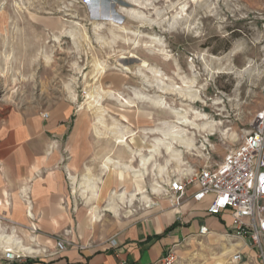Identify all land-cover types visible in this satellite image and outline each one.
<instances>
[{"label": "rangeland", "instance_id": "rangeland-1", "mask_svg": "<svg viewBox=\"0 0 264 264\" xmlns=\"http://www.w3.org/2000/svg\"><path fill=\"white\" fill-rule=\"evenodd\" d=\"M116 80L124 85H109ZM97 88L114 94L97 96L99 105L120 93L133 100L124 109L149 111L152 138L162 136L155 127L182 125L190 149L170 137L169 149L158 148L169 153L171 175L220 162L264 104V0H0V116L49 114L72 97L95 111L87 93ZM252 250L251 264H263ZM221 253L197 238L171 264H218Z\"/></svg>", "mask_w": 264, "mask_h": 264}, {"label": "crops", "instance_id": "crops-1", "mask_svg": "<svg viewBox=\"0 0 264 264\" xmlns=\"http://www.w3.org/2000/svg\"><path fill=\"white\" fill-rule=\"evenodd\" d=\"M115 98L100 103L102 113L77 109L75 97L47 118L38 110L1 113L0 262L12 250L28 256L10 264H161L200 238L222 248L219 264L236 251L253 263L248 240L226 235L229 213L207 211L210 196L195 201L189 187L178 206L162 197L186 168L171 175L168 151H154L150 112ZM202 226L207 233L198 235ZM54 236L84 247L56 252Z\"/></svg>", "mask_w": 264, "mask_h": 264}, {"label": "built area", "instance_id": "built-area-1", "mask_svg": "<svg viewBox=\"0 0 264 264\" xmlns=\"http://www.w3.org/2000/svg\"><path fill=\"white\" fill-rule=\"evenodd\" d=\"M47 118L48 113L42 114ZM250 129L242 140L230 148L221 161L214 165L199 167L192 174L173 178L166 194L178 206L186 196L189 187H194L191 198L201 201L211 197L207 211L212 215L228 212L230 215L229 236L244 238L256 249L257 258L264 264V104L253 114ZM37 232L36 229H31ZM207 228L202 226L197 234L204 235ZM55 251L70 247L84 246L70 239L54 236ZM28 254L5 250L0 264L26 258ZM175 253L170 250L163 261L171 264ZM233 261H240L242 254H232Z\"/></svg>", "mask_w": 264, "mask_h": 264}, {"label": "bare ground", "instance_id": "bare-ground-1", "mask_svg": "<svg viewBox=\"0 0 264 264\" xmlns=\"http://www.w3.org/2000/svg\"><path fill=\"white\" fill-rule=\"evenodd\" d=\"M143 65H145L146 63L145 62H143L142 63ZM113 92L111 91V90H108V89H103V88H97L96 90L94 89V91H90V92H88L87 93V95H88V107H93L94 105L95 106H97L98 108V111L99 112H103V109H101L100 107H99V103H98V98H96L97 96H112L113 94H112ZM117 97L120 99V101L122 102V103H124V104H127V105H129V104H131L132 102H133V100L132 99H129V98H126V97H123V96H121L120 95V93H117ZM134 97H138V98H141V99H143V98H148L146 95H144V94H142V93H140V92H137V91H134ZM87 99V98H86ZM191 100L192 101H195V98L194 97H192L191 98ZM156 103L157 104H159V105H163V101H162V99H158L157 101H156ZM176 115H177V119H178V122L179 123H187V120H185V116L183 115V114H181V113H179V112H176ZM99 116L100 115H98V120L100 119L99 118ZM178 123V124H179ZM191 125H194L193 126V128L195 127V126H197V124H194V123H191ZM212 126V125H211ZM197 127H199V128H201V129H206L208 126H206L205 124L204 125H202V126H197ZM179 129H182V125L181 126H179L178 127V129H176V128H174V126L173 125H168V126H165V127H155L154 128V130H155V132H159L160 134H162V136H155V138H154V142H153V147H154V151H155V153L158 151V148H159V146H160V144H163L164 145V147L166 148V149H169V143L168 142H166V138H168V137H170V139L172 140V141H174V142H178V143H180V144H183V146H184V148L186 147L187 149H190L192 146H193V142H192V140H186L183 136H181L180 135V132H179ZM176 151V150H175ZM177 152V154L178 153H180L179 151H176ZM150 159V158H149ZM159 168V170H163V166L161 165V166H159L158 167ZM178 171H179V169H177ZM181 173V172H180ZM174 176H175V174H174ZM156 186H157V188L160 186H158V184L156 183ZM155 186V187H156ZM162 189V188H161ZM4 236V235H3ZM3 236H2V238H3ZM4 239H5V241H11V238L9 237V236H4ZM7 242V243H8ZM19 247H20V245H19ZM22 247V246H21ZM24 247V246H23ZM27 247V246H26ZM231 252V251H230ZM231 258H232V256H231ZM232 260V259H231ZM233 261V260H232ZM220 262V261H219ZM219 262H218V264H219Z\"/></svg>", "mask_w": 264, "mask_h": 264}]
</instances>
